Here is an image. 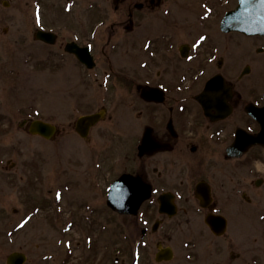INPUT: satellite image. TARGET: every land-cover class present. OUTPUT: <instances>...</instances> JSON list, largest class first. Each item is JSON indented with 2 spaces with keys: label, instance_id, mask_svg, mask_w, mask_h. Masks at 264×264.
Instances as JSON below:
<instances>
[{
  "label": "flooded vegetation",
  "instance_id": "obj_1",
  "mask_svg": "<svg viewBox=\"0 0 264 264\" xmlns=\"http://www.w3.org/2000/svg\"><path fill=\"white\" fill-rule=\"evenodd\" d=\"M14 5L9 26L0 29V71L21 79L3 86L11 93H0V132L18 124L43 140L30 132L31 123L59 122L43 116L37 103L43 89L35 84L36 107L27 109L25 93L35 81L28 73L56 83L61 72L70 77L68 124L78 138L67 150L104 156L90 175L97 196L88 208L102 220L108 208L122 219L117 263L170 264L177 254L171 236L184 233L190 240L182 245L195 251L186 253L187 261L264 264V212L252 208L264 200V0H0V9ZM215 77L224 82L208 86ZM15 87L24 103L12 112L3 101ZM100 112L81 135L79 119ZM61 133L59 127L52 141ZM259 137L262 142L248 144ZM108 155H118L113 163L123 166L110 180ZM125 173L141 177L150 190L134 211L108 204L112 182ZM72 188L56 187L52 202L28 213L53 204V222L61 224L64 193ZM137 193L128 187L111 202L131 204ZM67 217L68 233L82 224ZM68 237L66 263L74 264L84 241L76 245L75 234ZM16 251L26 255L23 264H37L26 250ZM8 256L0 262L8 264Z\"/></svg>",
  "mask_w": 264,
  "mask_h": 264
},
{
  "label": "rangeland",
  "instance_id": "obj_2",
  "mask_svg": "<svg viewBox=\"0 0 264 264\" xmlns=\"http://www.w3.org/2000/svg\"><path fill=\"white\" fill-rule=\"evenodd\" d=\"M17 7L18 5H14L10 8L0 9V15L5 14V12L9 13L8 16L3 15L0 19L1 31H3V27L9 26L12 19L9 15ZM32 11L33 8L29 7L27 19H31ZM34 64H36V61L32 60V65ZM34 73H28V78H31V76L35 78V81L33 80L29 84H35L37 88L43 89L41 102L37 101L42 109L43 116L50 118L54 115L55 121L59 122L63 133L60 134L57 140H53V143L44 138L42 140L41 138L29 137L28 133L21 127L18 129V124H14L10 132H0V256L6 260L5 257L13 251L24 249L29 253L30 261L34 260L37 264H67L69 253H71L66 245L68 236L75 234V244L78 245V240H81L80 243H82L89 231L88 226L92 221H96L92 226V229L96 230L90 235L92 237L90 243L93 244L91 252L97 257L92 264H120L116 262V256L118 255L116 245L124 244L123 238L119 234L122 219L108 208L104 220H102L99 218L98 213L93 212V214H90L91 210H94L91 205L88 208L90 199L97 196V190L90 175L94 171L93 167H98V161L100 162L101 158L104 159V156H100V150L96 149L77 151L74 155L72 149L69 150L68 148L67 150V147H72L75 141L72 140L73 137L78 138L76 135L74 136L68 124L69 117L73 112L68 88L70 77L62 75L61 72L58 75L59 81L56 83V80H52L51 76L44 74V77H49L46 79L37 76V71ZM8 75V72L0 71V93H11L9 87L3 86L13 85L14 82H17L14 85L18 86L20 82L21 78L8 79ZM35 85L29 87V90L32 89L33 91L25 93V98L26 100L28 98L29 104L27 109L32 111L36 107L37 90ZM15 88L17 90L13 92L11 99L6 98L4 101L2 99L12 112L18 110L24 103L20 97L24 96V93L22 91L20 93L18 87ZM117 119L116 117V121ZM94 136L98 137V134H94ZM64 146L66 150L63 149ZM115 157L117 158L118 155L105 157L107 159L108 180L117 175L123 168L122 165L119 166L113 163ZM72 167L74 170L71 169ZM68 183H71L73 188L64 193L63 208L67 212L65 215L69 216L70 214V217L73 216L76 220L80 219L82 224L77 225V223L74 230L65 233L63 231L64 225L53 222V204L49 209H42L37 215H31L28 212L34 206L43 202H52L55 188L58 186L63 188ZM255 206L258 213L264 212V200L256 205L253 203L252 208ZM258 207L262 208L258 209ZM25 216H28L27 219L29 220L23 227L21 224ZM67 220L64 218L63 223H66ZM97 220H99V223L106 222L107 229L97 232L100 225ZM84 221L86 224L83 226ZM78 228H81L82 232ZM171 237V243L177 254L175 260L170 264H202L201 261L198 263L191 262L185 258L186 253L195 252L190 250L191 247L182 245V240L184 243L190 236L183 233V239L181 235ZM72 258L74 259L72 263L80 264L83 259L87 258L86 248L83 246L75 248ZM0 261L2 260L0 259ZM0 264L2 263L0 262ZM145 264L156 263L147 262Z\"/></svg>",
  "mask_w": 264,
  "mask_h": 264
},
{
  "label": "water",
  "instance_id": "obj_3",
  "mask_svg": "<svg viewBox=\"0 0 264 264\" xmlns=\"http://www.w3.org/2000/svg\"><path fill=\"white\" fill-rule=\"evenodd\" d=\"M99 118V115H89V116H86L84 117L83 119H81L80 121V125H85V129L83 131H81L83 134H84V131L87 130V128L93 124L95 121H97V119ZM34 132L36 131H39V132H43L44 135L46 136H50L51 134L54 133L55 131V127L53 125H50L48 123H45V122H42V121H39V122H36L34 125H33V129H32ZM132 179L131 177H123L121 178L120 180H118L114 186H113V190H112V197H115L116 194H117V191L118 192H122V190L124 189V184L127 183L128 180ZM133 181V180H132ZM122 186H123V189H122ZM136 199L133 204L134 205V208H137L140 203L142 202L143 199L146 198V196H148L146 193L144 194L143 192L139 193V194H136ZM112 200V199H111ZM113 206L115 207H119L121 210H123V208H126V203H121V202H110ZM128 210V209H126ZM133 210V209H131ZM17 254H14L11 256L10 260H14L15 258H17L16 256ZM14 262V261H13Z\"/></svg>",
  "mask_w": 264,
  "mask_h": 264
}]
</instances>
